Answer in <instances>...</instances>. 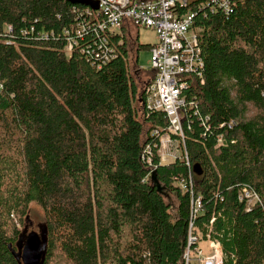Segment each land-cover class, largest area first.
Segmentation results:
<instances>
[{
	"label": "trees",
	"instance_id": "obj_1",
	"mask_svg": "<svg viewBox=\"0 0 264 264\" xmlns=\"http://www.w3.org/2000/svg\"><path fill=\"white\" fill-rule=\"evenodd\" d=\"M212 5L187 4L203 60L202 79L188 77L184 90L194 103L187 155L203 170L193 172L202 201L193 232L220 243L222 264H264V0H231L227 13ZM85 6L97 8L0 0V264H22L32 204L45 217L41 264H184L191 196L174 178L188 167L160 163L154 144L168 120L143 105L155 71L141 90L135 77L137 54L151 45L137 44L128 21L104 42ZM83 18L88 32L67 55L61 30ZM110 48L103 64L95 53ZM243 186L260 198L250 210Z\"/></svg>",
	"mask_w": 264,
	"mask_h": 264
},
{
	"label": "built area",
	"instance_id": "obj_2",
	"mask_svg": "<svg viewBox=\"0 0 264 264\" xmlns=\"http://www.w3.org/2000/svg\"><path fill=\"white\" fill-rule=\"evenodd\" d=\"M97 1V8L85 6L80 14L93 17L91 21L102 32L101 40H107L105 34L118 33L123 22L128 21L135 26L148 27L157 34V42L150 47V64L155 71L152 81L145 87L143 105L150 111H162L168 124L165 132L158 134L156 154L160 163H170L176 160L184 161L188 167L186 177H175L177 185L183 193H189L190 221L186 246L183 253L184 264H192V255L197 264H222L221 245L212 240L209 233L206 239L201 234H195L194 220L202 211L200 194H194L192 165L188 159L185 146L184 120L188 109H193V101H186L184 90L190 84L188 77L195 76L202 79L203 60L200 56V47L197 33L193 29L195 12L187 8L191 0H93ZM231 0H212L224 12H228ZM186 8L181 12L180 8ZM83 18L70 24V28H63L61 34L65 38L64 52L69 55L84 38L90 26ZM12 28L8 26V30ZM25 32V31H24ZM52 35V34H51ZM45 31H39L38 37L47 38ZM113 49L103 52L102 56L96 52L102 62L113 57ZM1 87V85H0ZM196 112V111H195ZM190 124V123H189ZM187 125L188 127L190 125ZM233 122H230V126ZM157 132V133H156ZM223 136H217V145L223 144ZM148 153L152 147L147 145ZM147 162H151L147 156ZM238 199H244L246 210H250L260 198L256 191L249 187H241L237 193ZM214 217L209 221L212 224ZM207 243V248L203 244Z\"/></svg>",
	"mask_w": 264,
	"mask_h": 264
},
{
	"label": "rangeland",
	"instance_id": "obj_3",
	"mask_svg": "<svg viewBox=\"0 0 264 264\" xmlns=\"http://www.w3.org/2000/svg\"><path fill=\"white\" fill-rule=\"evenodd\" d=\"M133 25V24H132ZM132 34L137 35L136 42L137 44H149L153 45L157 42V34L153 29L148 27H132ZM150 49L148 48H141L137 54V64L139 68L135 71L137 81H140L139 89L141 90L143 83H145L150 78V74L147 72L152 69L150 64ZM28 218L26 219L21 229L25 227L26 232L36 231L40 232L41 229L45 225V217L42 209L37 206L36 204H32L29 209ZM205 248H207V243L203 244ZM192 264H197L196 258L192 255L191 258Z\"/></svg>",
	"mask_w": 264,
	"mask_h": 264
},
{
	"label": "water",
	"instance_id": "obj_4",
	"mask_svg": "<svg viewBox=\"0 0 264 264\" xmlns=\"http://www.w3.org/2000/svg\"><path fill=\"white\" fill-rule=\"evenodd\" d=\"M85 3L97 7V1L93 0H81ZM193 172L196 175H201L203 173L202 167L199 163H194ZM151 181L153 182L156 189L160 192L163 191V187L160 185L156 178V170L151 173ZM22 245H21V262L22 264H41L45 257L46 252V227L41 229L40 232L30 231L26 232L24 229L22 232Z\"/></svg>",
	"mask_w": 264,
	"mask_h": 264
}]
</instances>
